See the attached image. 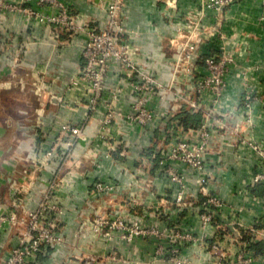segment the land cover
<instances>
[{
    "label": "crops",
    "instance_id": "1",
    "mask_svg": "<svg viewBox=\"0 0 264 264\" xmlns=\"http://www.w3.org/2000/svg\"><path fill=\"white\" fill-rule=\"evenodd\" d=\"M64 1L77 13L78 21L106 25L112 0ZM196 1L176 0L175 8L167 7L163 0L121 3L119 16L133 45L131 57L164 86L174 85L168 92L161 91L162 97H151L149 102L158 106V115L145 127L132 125L120 116L104 121L106 100L117 85L125 86L128 96L121 103V111L125 113L130 108L128 84L119 62L111 63L105 94L96 106L89 103L86 90L74 83L83 61L85 33L67 35L46 22L27 21L19 12L3 10L0 14V213L10 208L13 178L26 175L33 181L20 196L28 209H35L49 181L59 178L54 201L61 210L59 229L63 242L43 247L28 259V264H66L69 259L80 264L89 255L102 258V264H229L211 254L207 244L220 229L211 224L201 228L195 205H176L172 199L175 184L158 172L155 157L185 111L192 113L188 114V122L195 125L210 114L207 122L213 127L215 141L213 150L206 153L208 187L232 206L233 213L224 219L240 233L248 226L259 227L254 241H261L264 252V186L249 183L256 165L249 143L264 146V107L255 105L254 117L247 121L241 106L245 89L264 90L263 6L260 0H239L226 7L221 25L224 38L220 43L232 53L233 67L218 103H212L207 93L199 102L198 111L193 112L186 100H181L179 107L173 103L176 87L180 86L189 96L195 88L191 82L185 84L182 76L174 77L175 48L170 39L177 33L173 22L182 20ZM37 8L45 13L55 11L48 6ZM204 70L198 66L196 72ZM65 123L81 128L74 144L66 151V146L58 149L47 169L27 167L22 171L27 161L37 159L51 146ZM235 125L238 128L233 130ZM186 137L196 139L197 134ZM243 139L245 142L241 143ZM175 166L188 187L184 200L193 196L196 202L202 199L192 171L181 164ZM98 180L112 183L111 190L97 191L94 183ZM105 216L138 221L150 229L178 224L199 239L181 247L178 258L170 260L155 253L160 241L154 233L129 240L121 237L120 229L114 230L110 238L97 233L91 224L97 217ZM233 226L226 227L232 236ZM246 235L252 237L251 233ZM16 241L12 229L0 230V264ZM224 247L230 264L235 263L239 244L228 245L224 241ZM254 254L250 264H257L255 256L261 253Z\"/></svg>",
    "mask_w": 264,
    "mask_h": 264
},
{
    "label": "built area",
    "instance_id": "2",
    "mask_svg": "<svg viewBox=\"0 0 264 264\" xmlns=\"http://www.w3.org/2000/svg\"><path fill=\"white\" fill-rule=\"evenodd\" d=\"M122 1L112 0L109 3L108 19L105 26L78 21L77 13L64 0H0V14L3 10L19 12L27 21L46 22L67 35L85 33L87 39L81 49L83 61L78 67L74 83L81 85L86 90L89 103L92 107L96 106L105 94L104 86L111 63L114 60L119 62L122 74L128 84L127 93L131 98L129 101L130 108L125 113L121 111V103L128 99V96L125 86L117 85L110 91V96L106 100L107 113L104 121L109 122L115 116H120L132 125L145 127L149 126L158 115V106L149 102L151 97H162L161 91L168 92L174 88V85L164 86L158 78L137 65L131 57L130 50L133 45L126 35L119 16ZM236 1L239 0H197L195 6L182 17V20L173 22L177 27L176 35L170 39V43L175 48L174 59L172 60L174 77L182 76L185 84L191 82L195 88V96H189L180 86L176 87L173 92V103L176 107L180 106L181 100H186L191 110L196 112L199 108V102L205 94L211 95L212 103H218L222 97L227 86V77L233 67L234 57L220 43L224 38L221 25L226 7ZM163 2L167 7H176V0H163ZM260 3L263 6L262 14L264 15V0H260ZM37 6H48L55 11L45 13L40 11ZM58 34L59 31H56V37ZM198 66L204 67L205 70L198 74L196 72ZM255 105L264 107V90L254 92L245 89L241 96V106L247 121L254 117ZM209 116L210 114H205L204 120L198 125L183 126L179 123L180 125L178 124L176 129L170 131L169 141L158 151V172L175 184L172 199L176 205L186 203L195 205L199 211L201 228L204 229L206 225L211 224L220 229L207 243L212 251L211 254L217 255L219 260L228 261L230 264L228 255L222 250L226 248L224 241L228 245L238 243L240 248H237L239 251L233 264H250L255 254L249 245L254 241L256 233L259 232V227L252 225L243 228L245 233L252 235L251 238L243 239V233L241 232V234L237 230L238 228L224 219V217L227 218L226 215L233 213L232 206L208 187L209 175L205 170L206 153L213 150L212 146L215 141L212 138L214 137L213 127L207 122ZM237 128L238 126L235 125L233 130ZM183 132L186 135L196 132L197 138H188L183 135ZM217 132L219 133L216 130ZM80 134V126L72 123L62 124L51 146L37 159L32 158L27 161L22 171H26L27 167H33V170L47 169L51 158L57 156L58 149L66 146V148L63 147L66 151L74 144ZM244 142L243 139L241 143ZM249 144L256 157V165L249 183L252 186L258 184L264 186V146L251 142ZM176 164L187 167L194 174L199 190L203 194L200 202L199 200L196 202V196L190 198L189 201L184 200L188 193V187L185 184L184 176L177 170ZM18 177L10 181L13 192L10 208L6 212L0 213V230L12 229L17 241L12 245L1 264H28V259L36 256L43 247L62 243L64 238L59 229L61 210L54 201V189L58 185L59 178L56 177L49 181L48 186L40 195L37 207L28 209L21 203L22 198L20 196L28 191L33 181L26 175ZM110 184L112 183L98 180L94 183V188L100 192H107L111 190L112 185ZM214 216L219 217V222L214 221ZM91 225L97 233L106 238H110L111 233L116 229H120L122 231L121 237L127 240L138 235L150 233L153 235L154 233L160 241L155 247V253L170 260L178 258L181 247L199 239V237L194 236L192 231L183 229L178 224H173L169 228L152 227L150 229L147 226H141L138 221L126 222L123 218L109 219L105 216L97 217ZM232 226L234 236L226 231V227ZM255 257H257V264H264V252ZM78 263L102 264L103 259L89 255L84 258L83 262ZM66 264L77 263L74 259H69Z\"/></svg>",
    "mask_w": 264,
    "mask_h": 264
},
{
    "label": "trees",
    "instance_id": "3",
    "mask_svg": "<svg viewBox=\"0 0 264 264\" xmlns=\"http://www.w3.org/2000/svg\"><path fill=\"white\" fill-rule=\"evenodd\" d=\"M188 114H192V113H190L189 111H185L184 112V114L179 118V123L180 124H182L183 126H189V125H195V123H189L188 122V120H189V118H188ZM194 116H198V115H194ZM199 117V116H198ZM155 159H156V163H157V159H158V154L156 155V157H155ZM202 199L200 198L199 199V202L201 201ZM198 202V203H199ZM197 203V204H198ZM214 221H217V222H219V217H217V216H214ZM220 234H221V232H220ZM247 233H244L243 232V235H246ZM243 239H248L247 238V235L246 236H243L242 237ZM250 249L254 252V253H263L262 251V248H263V246H262V243H261V241H254V242H251L250 243Z\"/></svg>",
    "mask_w": 264,
    "mask_h": 264
},
{
    "label": "water",
    "instance_id": "4",
    "mask_svg": "<svg viewBox=\"0 0 264 264\" xmlns=\"http://www.w3.org/2000/svg\"><path fill=\"white\" fill-rule=\"evenodd\" d=\"M193 95L195 96V91L193 92Z\"/></svg>",
    "mask_w": 264,
    "mask_h": 264
},
{
    "label": "rangeland",
    "instance_id": "5",
    "mask_svg": "<svg viewBox=\"0 0 264 264\" xmlns=\"http://www.w3.org/2000/svg\"><path fill=\"white\" fill-rule=\"evenodd\" d=\"M191 95L193 96V94H190V96H191Z\"/></svg>",
    "mask_w": 264,
    "mask_h": 264
}]
</instances>
